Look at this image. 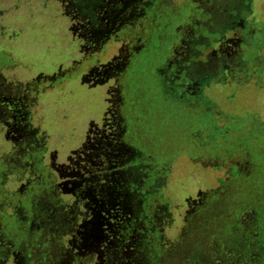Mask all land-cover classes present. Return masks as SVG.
Returning a JSON list of instances; mask_svg holds the SVG:
<instances>
[{"label": "rangeland", "instance_id": "obj_1", "mask_svg": "<svg viewBox=\"0 0 264 264\" xmlns=\"http://www.w3.org/2000/svg\"><path fill=\"white\" fill-rule=\"evenodd\" d=\"M235 1L0 0V264H264V0L218 60Z\"/></svg>", "mask_w": 264, "mask_h": 264}, {"label": "flooded vegetation", "instance_id": "obj_2", "mask_svg": "<svg viewBox=\"0 0 264 264\" xmlns=\"http://www.w3.org/2000/svg\"><path fill=\"white\" fill-rule=\"evenodd\" d=\"M227 1H229V0H227ZM224 2H225V0H224ZM232 12V11H231ZM232 14V13H231ZM233 14H234V12H233ZM234 16H232L231 18H230V20L229 21H227L228 20V18L229 17H226V20L224 19V18H221V19H215V22H222V20H225V23H227V22H229V27H230V29H228V32L227 33H223V36L225 35V41H223V37H221V41H215V42H213V45H212V48H213V50H214V54H213V57L214 58H218V60H219V56L220 55H224V53H227L226 55L228 56V57H231V56H233V57H235L236 56V54L238 53L239 54V50H240V43H241V38H240V36L238 35V33H237V31L236 30H238V28L237 27H240V26H245V23H243L242 24V20L241 19H237V17H234ZM191 18L189 19V20H187L189 23L191 22ZM233 23H234V26H236V28L235 27H233L232 25H233ZM232 24V25H231ZM219 46V47H218ZM217 47H218V49H217ZM227 51V52H226ZM216 59H214V61L216 62ZM168 66V65H167ZM166 66V67H167ZM228 66V65H227ZM169 67V66H168ZM168 70V69H167ZM237 165V164H236ZM233 166V165H232ZM238 166V165H237ZM232 169V167L230 168V169H226L225 170V173L226 174H230V175H233V176H237L238 177V175H239V173H240V171H239V167H238V174L237 175H235L234 173H230L229 171ZM128 201H130V200H128ZM127 203V205L128 206H130L131 208H133V206L135 205V207H137V205H136V203L134 204V203H132V202H130V204L128 203V202H126ZM136 209V208H135Z\"/></svg>", "mask_w": 264, "mask_h": 264}, {"label": "trees", "instance_id": "obj_3", "mask_svg": "<svg viewBox=\"0 0 264 264\" xmlns=\"http://www.w3.org/2000/svg\"><path fill=\"white\" fill-rule=\"evenodd\" d=\"M240 1H241V0H237V1L234 2V4H231V5H234V6L237 8L236 11H235V10H234V11L231 10V11H232V16L237 17L238 20L241 19V20H242L241 22H242V24H243V23H245V22H244L245 20H244V18H243V16H242V15H243V9H244V7L241 5ZM233 12H234V14H233ZM234 17H233V18H234ZM241 17H242V18H241ZM229 20H230V19H229ZM227 21H228V20H227ZM220 23H221V21H220ZM220 23H219V24H220ZM228 24H229V22H228ZM228 24L225 23V20H222V27L220 28V31H221L222 35H223L224 32L227 33V32H228V29H230V27H229ZM231 25H232V24H231ZM232 26L236 28V26H234V23H233ZM245 26L247 27V24H245ZM263 87H264V86H263ZM222 131H223V130H222ZM221 133H222V132H221ZM213 142H214V141H213ZM208 143L211 144L210 141H208L207 144H208ZM198 145H199V144H198ZM198 145H197V146H198ZM214 145H215V142L213 143V146H214ZM201 146H202V145H201ZM213 146H212V147H213ZM214 147H215V146H214ZM245 147L248 149V146H245V143H241V144L239 145V148H240V149H243V148H245ZM262 147H264V145H263Z\"/></svg>", "mask_w": 264, "mask_h": 264}, {"label": "water", "instance_id": "obj_4", "mask_svg": "<svg viewBox=\"0 0 264 264\" xmlns=\"http://www.w3.org/2000/svg\"><path fill=\"white\" fill-rule=\"evenodd\" d=\"M230 173H234L235 175L238 174V166L237 165H233L232 169L229 171Z\"/></svg>", "mask_w": 264, "mask_h": 264}]
</instances>
